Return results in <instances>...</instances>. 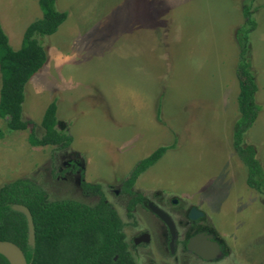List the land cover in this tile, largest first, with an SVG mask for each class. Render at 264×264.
I'll use <instances>...</instances> for the list:
<instances>
[{
    "label": "rangeland",
    "instance_id": "obj_1",
    "mask_svg": "<svg viewBox=\"0 0 264 264\" xmlns=\"http://www.w3.org/2000/svg\"><path fill=\"white\" fill-rule=\"evenodd\" d=\"M246 3L56 0L67 17L41 39L47 58L28 80L22 103L28 127L11 130L0 117V185L28 177L49 199L94 203L98 195L82 190L83 177L99 184L122 215L125 200L114 189L137 160L173 144L134 186L168 189L197 206L235 251L264 264V193L245 183L231 144L238 116L236 40ZM250 6L249 55L262 107L245 142L264 168V0ZM40 15L37 0H0L13 48ZM52 98L57 128L73 138L65 149L28 142L30 132L42 134L40 119Z\"/></svg>",
    "mask_w": 264,
    "mask_h": 264
},
{
    "label": "trees",
    "instance_id": "obj_2",
    "mask_svg": "<svg viewBox=\"0 0 264 264\" xmlns=\"http://www.w3.org/2000/svg\"><path fill=\"white\" fill-rule=\"evenodd\" d=\"M242 7L243 23L237 36L238 58L235 74L238 83L236 104L238 116L231 135L235 154L244 164L245 183L264 193V168L255 149L246 143L245 134L257 118L262 105L255 101L257 83L249 55V34L255 28L250 4ZM41 15L30 21L23 30L20 45L13 48L0 21V117L8 118L11 130H24L28 121L22 116V103L28 80L44 65L47 53L41 39L54 33L66 19L67 11L56 7V0H37ZM159 112V110H157ZM38 137L28 134L33 145H52L68 148L72 136L57 128V103L52 98L45 106ZM173 145V144H172ZM172 145H158L148 155L137 160L123 187H130L138 175L153 165ZM84 192L97 194L94 203L72 198L49 199L45 190L28 177H17L0 185V240L14 242L23 251L27 264H116L124 263L122 221L116 210L105 200L99 184L81 177ZM25 205L31 213L34 238L30 242L25 215L14 206ZM117 255V260L113 256ZM129 264L128 260L126 261ZM0 264H11L0 253Z\"/></svg>",
    "mask_w": 264,
    "mask_h": 264
},
{
    "label": "flooded vegetation",
    "instance_id": "obj_3",
    "mask_svg": "<svg viewBox=\"0 0 264 264\" xmlns=\"http://www.w3.org/2000/svg\"><path fill=\"white\" fill-rule=\"evenodd\" d=\"M134 185L123 187L121 181L120 189H114L125 200L122 215L105 198L123 223L124 252L130 263L258 264L255 259L245 258L243 251H235L224 239V232L218 234L212 219H206L197 206L186 204L168 189ZM193 208L199 212L194 217ZM127 260L116 264H129Z\"/></svg>",
    "mask_w": 264,
    "mask_h": 264
},
{
    "label": "water",
    "instance_id": "obj_4",
    "mask_svg": "<svg viewBox=\"0 0 264 264\" xmlns=\"http://www.w3.org/2000/svg\"><path fill=\"white\" fill-rule=\"evenodd\" d=\"M14 207L25 215L27 228H28V237H29L30 242H32L34 238V225H33V220H32L30 210L25 205H22V204H18ZM198 213L199 212L193 208L191 216L194 217ZM163 218L165 219V217ZM5 251L11 252L15 256L17 264H27L23 251L14 242L9 241V240H0V253L6 256L4 254Z\"/></svg>",
    "mask_w": 264,
    "mask_h": 264
},
{
    "label": "bare ground",
    "instance_id": "obj_5",
    "mask_svg": "<svg viewBox=\"0 0 264 264\" xmlns=\"http://www.w3.org/2000/svg\"><path fill=\"white\" fill-rule=\"evenodd\" d=\"M4 254L10 260L11 264H17L16 258L11 252L5 251Z\"/></svg>",
    "mask_w": 264,
    "mask_h": 264
}]
</instances>
